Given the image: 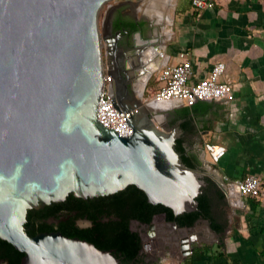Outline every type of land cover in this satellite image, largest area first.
I'll list each match as a JSON object with an SVG mask.
<instances>
[{"label": "water", "instance_id": "1", "mask_svg": "<svg viewBox=\"0 0 264 264\" xmlns=\"http://www.w3.org/2000/svg\"><path fill=\"white\" fill-rule=\"evenodd\" d=\"M141 1L0 0V239L24 254L21 264H122L115 249L79 237L28 234L29 210L63 202L70 194L87 199L135 185L150 203L175 216L199 211L209 174L202 165L186 164L177 149L179 141L186 149L181 125L191 116L168 129L176 109L150 107L144 99L147 82L141 98L137 93L148 43L159 32L152 27L149 38L140 32L142 40L124 57L107 34V13L103 35L100 30L107 3ZM178 2L165 5L176 10ZM122 35L118 31L117 39ZM106 74L114 106L130 112L124 117L132 136H121L98 119ZM214 180L224 191V181ZM140 224L169 251L143 259L149 264H165L190 240L194 252L221 236L204 216L193 226L168 220L166 213Z\"/></svg>", "mask_w": 264, "mask_h": 264}, {"label": "crops", "instance_id": "2", "mask_svg": "<svg viewBox=\"0 0 264 264\" xmlns=\"http://www.w3.org/2000/svg\"><path fill=\"white\" fill-rule=\"evenodd\" d=\"M176 2L172 0L171 4ZM167 16L172 18L171 23ZM162 19L157 22L164 25L163 32L156 36H161L157 40L160 53L146 96L152 97L158 90L159 73L166 65L190 59L194 68L191 82H197L209 76L214 64L224 62L221 80L233 86L230 97L199 101L191 107L160 103L158 110L176 109L168 121L170 128L191 116V130L183 128L188 120L181 125L182 140L208 174L221 180H239L253 174L262 181L256 196L244 198V208L230 205L226 198L224 229L218 231L221 236L196 247L194 253L199 256L193 253L185 262L172 256L165 259L166 263L264 264V0H219L214 9L203 12L193 9L191 0H179L174 17L164 13ZM161 53H165L164 58ZM184 111L186 116L182 115ZM209 143L226 149L216 163L206 151Z\"/></svg>", "mask_w": 264, "mask_h": 264}, {"label": "trees", "instance_id": "3", "mask_svg": "<svg viewBox=\"0 0 264 264\" xmlns=\"http://www.w3.org/2000/svg\"><path fill=\"white\" fill-rule=\"evenodd\" d=\"M132 24V30L137 29L136 23ZM199 102V101H198ZM187 111L182 115L186 116ZM185 131L192 129L188 120L183 124ZM178 151L186 164L198 167V157L187 154L182 146V141L177 145ZM204 192L198 197L199 211L189 212L175 216L172 210L162 204H152L146 194L135 185L117 193L94 198H79L70 194L63 202H53L40 209L29 210L26 229L29 235L35 236L41 232H54L55 228L48 223L50 217L61 220L57 231L69 237H79L95 244L100 249H115L116 255L122 264H141L140 250L141 237L129 227L131 219H139L144 223H150L157 214L166 213L168 220H176L181 226H193L195 222L204 216L211 220L215 230L221 232L224 222L218 217V208L226 204V195L218 183L208 177ZM76 213L73 215V213ZM87 215L96 224L93 227L80 228L77 218ZM105 217H117L109 223L102 221ZM0 248L5 251L3 256L9 264H21L23 253L16 250L10 243L0 239ZM200 253H194L199 256ZM143 262V261H142ZM189 264H194L193 260Z\"/></svg>", "mask_w": 264, "mask_h": 264}, {"label": "built area", "instance_id": "4", "mask_svg": "<svg viewBox=\"0 0 264 264\" xmlns=\"http://www.w3.org/2000/svg\"><path fill=\"white\" fill-rule=\"evenodd\" d=\"M141 1V6L147 4ZM219 0H191V6L198 12L214 9ZM162 44V43H161ZM160 44V45H161ZM160 47V46H159ZM160 49L158 48V51ZM165 57V53H161ZM226 69L224 62L213 65L209 76L206 79L191 82L194 75V68L190 59H185L179 64L164 66L158 77L159 88L152 97H145L153 104L160 103H183L185 106H193L198 101L224 100L231 96L233 86L223 82L221 77ZM139 94V91L137 92ZM143 94V93H142ZM130 112H120L110 98V75H105V86L101 94L98 106V119L108 128L116 130L121 136L129 137L134 133L133 127L124 116ZM213 162H218L226 154V149L218 144L209 143L205 146ZM224 193L230 205L245 207L244 198L256 196L262 188V181L256 175H248L244 179L232 180L224 178Z\"/></svg>", "mask_w": 264, "mask_h": 264}, {"label": "flooded vegetation", "instance_id": "5", "mask_svg": "<svg viewBox=\"0 0 264 264\" xmlns=\"http://www.w3.org/2000/svg\"><path fill=\"white\" fill-rule=\"evenodd\" d=\"M160 1V2H159ZM162 1V2H161ZM163 4V0H153L150 4H145L144 6H141V2L136 3H128V2H119L118 4L111 7L106 15V23L110 21V26L107 29V34H110L111 37V43L113 45L114 42H118L117 44L123 51L122 54L124 57L127 55V53L131 50V48L134 46V43L136 40H141V35L147 34L150 30V28L153 27L151 21V18L156 17L159 21V15L158 13H161V7L159 4ZM165 5V3H164ZM165 7H167L165 5ZM144 8V9H143ZM163 8V7H162ZM139 12H142V14H139ZM151 13V14H150ZM163 13V11H162ZM161 13V14H162ZM162 20V19H161ZM136 23L138 26L137 29L132 30V24ZM118 31H123V35L117 39L116 33ZM127 31V32H126ZM142 33L141 35L139 33ZM168 129L170 127H167ZM186 153L189 154V152L185 149ZM88 199V198H87ZM50 205V204H49ZM228 210L227 203L225 205H221L218 208V217L222 219L224 222L226 220V213ZM76 213L74 212L73 215ZM164 214V213H162ZM61 220H66V218L59 219L56 217H50L48 219V223L55 228L54 232L57 231V228L59 224L61 223ZM90 220L92 223L90 225H87L84 221ZM112 220H118L117 217H105L102 219L103 222L109 223ZM140 223H144L143 221L139 219H131L129 221V227L133 232H136L141 237V250L143 253H141L140 250V260L141 264H149L147 261L144 262L143 259L149 258V257H159V256H165L168 254L167 250L168 248L163 247L162 243H160L158 240H155L151 237L149 234V229L143 227ZM77 225L80 228H87V227H93L96 225L93 220H91L87 215L84 217L77 218ZM143 238V241H142ZM192 240L187 242V247H185L183 250L175 251L173 250V253L177 257H179L181 260L185 259L188 260L191 255L194 252H191L192 249ZM6 250L3 248H0V264H9V258L8 261L2 254L5 253ZM184 251L189 252L188 255L183 254ZM143 261V262H142Z\"/></svg>", "mask_w": 264, "mask_h": 264}, {"label": "bare ground", "instance_id": "6", "mask_svg": "<svg viewBox=\"0 0 264 264\" xmlns=\"http://www.w3.org/2000/svg\"><path fill=\"white\" fill-rule=\"evenodd\" d=\"M164 3L165 4H171V0H166V1H164ZM161 13L160 12L158 13L159 20L162 19V14H164V12L162 14ZM166 19L169 22L172 20V18L170 16H167ZM159 37L161 38V36H159ZM160 38L156 39V36H155L152 39V41L148 43L149 47H148V50L145 52V56H144V60H145V66L143 68L144 74L141 76V78L139 80V83L137 85V88L139 89L138 90L139 91V94H138L139 98H141L144 86H145L147 80L149 79L150 75L154 71V64L156 63V58H157V55H158V52L155 50L156 49L155 47L156 46L158 47V41L157 40H160ZM150 50H153V51H150ZM149 106L150 107H154V108L162 107L160 104H150Z\"/></svg>", "mask_w": 264, "mask_h": 264}, {"label": "rangeland", "instance_id": "7", "mask_svg": "<svg viewBox=\"0 0 264 264\" xmlns=\"http://www.w3.org/2000/svg\"><path fill=\"white\" fill-rule=\"evenodd\" d=\"M160 2V1H159ZM159 2H158V4H159ZM162 2V1H161ZM117 2H109V3H107L103 8H102V10H101V12H100V15H99V26H100V30H101V33H102V35H103V32H104V17H105V15H106V13H107V10L109 9V7H108V5L109 4H112V5H115ZM161 7H159V9H161L164 13H166V14H172V16L174 17V13H175V9L174 8H168V7H165V5H164V3L163 4H159ZM163 7V8H162ZM144 8H145V6H144ZM143 8V9H144ZM161 11V12H162ZM139 14H142V12H139ZM151 14V13H150ZM157 18H155V17H153V18H151V20H153V22L152 21H150L151 23H152V25H153V28H155V30H156V32H163V27H164V25H161L160 23H158L157 22V20H156ZM152 32H153V30L150 28V30H149V32L147 33V36L148 37H146V38H149L150 36H151V34H152ZM103 44H104V52H106V43L105 42H103ZM146 97H148V96H146ZM208 177H211L212 179H214L215 177H213V175H211V174H209V176H206L205 178L207 179ZM168 252V251H167ZM165 264H167V263H165Z\"/></svg>", "mask_w": 264, "mask_h": 264}]
</instances>
